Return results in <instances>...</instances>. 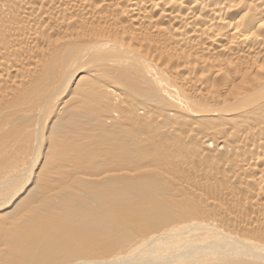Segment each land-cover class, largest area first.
<instances>
[{"label":"bare ground","instance_id":"1","mask_svg":"<svg viewBox=\"0 0 264 264\" xmlns=\"http://www.w3.org/2000/svg\"><path fill=\"white\" fill-rule=\"evenodd\" d=\"M55 35L57 37L53 40L52 38ZM79 40L84 42L82 41L81 43ZM77 41L82 44V49L80 47L77 48L79 46ZM133 42L140 44L138 46L139 49H136L137 45L135 46L136 48L131 46ZM145 45L150 47L148 48V53H151L152 48L154 51L163 48L164 51H160V53L158 51L159 57L161 58V54V59L168 57L169 63H177V66L175 65L176 68L175 66L174 68H161L157 63L161 59L158 57L160 61L156 62L154 57L157 52L155 54L153 52L154 55L146 54L143 50ZM83 46L88 47L85 49ZM158 58L157 60H159ZM61 71L63 72L61 73ZM253 73L257 74H254L256 76L250 79L249 77ZM229 75L231 77L227 79L226 76ZM210 78L213 81L221 79L222 85L213 84L216 87L210 86ZM248 78L250 81H248ZM138 80L144 84L148 83L151 85L147 84L148 88L156 92L155 96L157 95L156 97L162 99V101H158V99L151 104L131 102L134 99H132L130 94L137 91V89L141 93L143 89V86L136 89V85L139 83ZM235 81L237 83L241 81L242 84L238 87L233 86V88L232 85H235L233 83ZM108 82L110 83L107 86ZM103 85H106L107 89H104ZM68 88L72 93L71 95L69 94L70 97H67ZM188 91H191V93H188ZM137 92L139 93V91ZM137 92L132 95L136 97ZM149 92L147 93L149 94ZM144 93L137 97H145ZM96 101L101 105H97V108L94 109L95 111L98 109L97 113H101L100 110L102 108L100 109L99 107L108 108L106 116L108 117L109 115L110 118L108 117L107 121H105L107 117L105 119L101 117V122L98 120V123H101L102 125H100L105 127V130L111 127L110 125L108 127L107 123L119 122L120 118L125 116V112L127 114L129 112L131 115V117L129 115V121L131 120L130 118L135 120L143 118L146 121H151L153 116L157 117L156 113L158 117H166L173 125L166 132L177 137H179L178 133L180 135L185 132L184 129V131L181 129V127L185 126L184 128L188 129V132H185L187 134L185 141H194L195 139L194 150L203 161L205 159L212 160L214 168H212L210 163L211 167H208L210 172L208 176L207 169L206 173L204 169L194 168V165L191 167L192 165L190 166L191 162L189 161L185 168H187L186 171L189 170V172L191 171L194 174L192 176L193 179L189 180V182L174 180L173 182L182 191H187L197 199H200V203L202 201L205 202L206 208L212 209V211L215 210V214L219 211L221 213L220 216H222L217 217V214L212 215L210 210L208 212V209H204L196 217L192 218L191 215L189 219L186 218L187 220L181 222L173 223L172 221V224L168 227L162 224L166 228L152 237L150 236V238L143 237L139 239L138 243L126 249V252L120 251L119 253L110 254V256H104L103 254L99 257L92 256V258H89L91 255L88 254L89 256L82 258L80 256V258H68L64 261H48L44 264H264V233L260 232L264 231V0H0V210L2 206L4 208L13 207V210L23 207L25 199H21L22 195L27 194L25 195L26 198H31L33 191L41 195L46 192L49 197L46 199L50 201H55L56 198L58 199L60 196L63 198L67 195V198L62 199L61 204L58 202L60 206L56 207L57 204L55 203L54 206L50 207L59 211V214L63 211V215L67 213L65 218L61 217V223L54 220L55 218L52 216L53 210H50V213L48 212L50 208H46L47 213L45 214L50 215L52 213L50 218L42 216L45 211H43L42 215L40 214L41 218L36 214L38 211L28 207L29 212L36 214L35 216L37 217L34 218L30 214V217L34 219L30 220L31 222L29 221L30 218L28 219L31 224L25 223L31 225L32 233L36 234L37 237L31 239V236L26 235L28 239L30 238L27 244L40 247L37 250L38 257L31 256L32 253L27 249H20L14 256L17 260L14 264H26V261L29 264H38L35 261L54 259L53 253L50 252L66 248L68 245L65 247L64 244L67 243L65 241L69 242L71 238H68V234V239L66 237L62 239L65 233L61 238H56V236L52 235V231L62 226H67L71 231L77 227L81 232H79V236L80 234L88 236L86 237L88 241V238L92 237L90 242L91 240L95 242L94 238L97 236L107 235L106 233L112 227L109 219L114 218V216L109 217V212L107 214L102 212L103 209L106 210L109 203L111 204L109 206L110 209H113L112 204L113 202L115 204L116 201L110 199L112 202H107V200L117 196L119 190L111 185L113 188L108 187L109 189L106 191V187L104 188L101 184L107 179L109 180L111 176L113 177V174H109L111 176L104 174L103 177L101 176L102 178L98 176L97 181L100 182L103 188L91 190L92 192L89 191L91 192L89 194L95 196L96 205L92 208L88 207L91 203L88 204L87 200H85L88 205L84 208V211L77 213V207L76 213L73 214L72 209L75 206L73 204L75 202L78 203L82 197L86 198L84 194L80 195L81 191L79 192L80 194L77 192L78 196H80V199L76 196L78 201L73 198L72 201L70 197V200L68 199V194H73L72 190V192L68 191L69 187L67 188V194L59 193L60 196L57 195L55 192H58L57 189L59 188H55L56 190L54 187L50 189L51 183L47 182L49 179L45 178L47 181L44 180V174L43 176L41 173L38 175V172L36 175L35 170L38 168L36 162L35 164L32 162L34 165L30 164L29 167L24 162L26 167L20 165V170H17L18 164H21L19 163L20 156L18 157L19 160H17L14 158L16 154L11 153V149L20 148V139L26 136V134L23 136L25 131L32 132L31 134L33 132L37 133V130H32V128H27L26 130L25 126L33 121L35 122H33L35 127L38 121L40 123L48 122L50 124L48 127L49 134H51L50 137L51 139L54 137L55 140H51L50 137L49 139L52 144L56 143L54 146H59L57 141H59L60 137L57 136V138L59 137L57 140L52 134L53 130L60 134L61 128L59 126H63L65 120L71 121L78 118L80 122V118L86 112V114L89 113L87 115L89 116L91 110L88 112L87 109L83 108L87 106L90 108V105H95L94 102ZM93 107L95 106H91L92 110ZM84 110H86L85 113ZM151 113L155 114L151 116ZM91 115L95 116L92 113ZM91 115L86 122L89 121ZM94 118L90 120L93 122L97 121L98 117L95 121ZM123 118L122 120L125 123L126 117ZM78 119L75 124L78 123ZM204 119L207 120L204 121ZM85 120L86 118L83 124H86ZM207 121L209 123L206 125ZM126 122L128 123V121ZM98 123L96 124L98 125ZM48 124L46 125L48 126ZM76 126L72 127L76 128ZM72 127L68 128L72 130ZM36 128L38 129V127ZM40 130L42 131L43 129L41 128ZM65 130L64 133L66 132ZM69 130H67L65 136H68ZM20 133H22V137ZM184 134L182 135L184 136ZM36 135L33 136L35 137L33 139H36ZM200 136H203V138H200ZM44 137L42 136L43 139ZM82 137L84 138V135ZM42 138L39 139V143L40 140H43ZM25 139L27 140L28 136ZM50 140L49 144H51ZM36 141L34 147L38 144V138ZM21 143L25 145L26 141H21ZM43 144L40 146L43 147ZM50 146L48 145V148ZM6 149H9V153L6 152ZM78 149H80V146ZM59 150L61 149H58V152L56 151L57 154H60L61 151ZM18 152L20 153V150ZM18 152L16 153L18 154ZM241 152L244 155H241ZM46 156L49 155L47 154L41 158L40 161L44 158L43 164L40 162L41 165L49 164V161H46ZM182 163H184L183 160ZM212 169L213 173L211 172ZM227 171L230 174H227ZM214 172L218 176L222 174L221 172H224L223 174L227 176V185L222 186L220 184L221 186L218 190L220 198L224 197L232 204L235 202L239 204L242 200L236 197V193L234 194L236 190L233 191L235 189H233L235 187L234 183H238L236 188L240 184L239 188L247 198L244 197L245 199L243 200H246V203L250 206L251 209L247 208L252 210L251 213L245 212L246 203L243 206L244 208L238 207L236 212L232 209L231 211L233 212H229L225 208L224 201H221L222 204L219 197V199L210 195L208 197L206 190H209L207 189L209 187H214V181L216 180L208 179V177L212 175L216 178ZM120 176L124 175L121 173ZM23 177H26L24 181L22 180ZM17 180H22L23 183L20 185V182L16 183ZM211 180L214 181L211 182ZM39 181L43 185L44 182H46V185L48 183L49 186H47L46 190L50 189L51 192L55 190L56 196H53V192L52 194L50 193V196L48 194L50 191H45L43 187L40 189H42L41 192L43 190L44 192L41 193L39 190L38 192L34 187ZM32 183L35 186L30 188ZM14 184H19V186H14ZM144 186V184L142 186L139 184L140 189L137 193L146 189ZM62 189L66 190L65 188ZM62 189H59L60 192ZM134 189L138 190L135 187ZM204 190L206 193H204ZM146 193L148 192L145 191ZM142 196L146 198V195L140 193L141 199ZM38 197L40 196L38 195ZM42 197L47 196L44 195ZM87 198L90 200L91 196ZM58 200L61 199L59 198ZM124 200H121V202H124ZM70 201H72L73 207ZM139 201H137L139 206L146 207L147 210L150 202L147 206H144L146 204L144 203L143 205V200L142 203L141 200ZM33 202L37 204V201ZM34 204L32 205L35 206L36 204ZM137 204H132V207H137ZM240 205L244 204L240 203ZM149 207L152 206L150 205ZM156 208L158 207L156 206ZM79 209L82 210V208ZM133 209L135 212L139 211V208ZM28 210L26 211L25 208L23 213H29ZM30 210H33V212ZM89 210L90 214L88 213ZM142 210L144 211L145 209L143 208ZM131 211L129 210L130 214L132 213ZM148 211L151 212L152 210L149 208ZM153 212L156 213V210L154 211L153 209ZM153 212L150 215L153 216ZM157 212L159 213V211ZM27 213L26 215H20L16 222L13 221L15 224L11 223V226H7L8 223L5 226L9 227L7 231L10 229L11 233H15L19 228H21L19 231H23V224L27 225L23 223L27 220ZM55 214L54 216H57L56 212ZM72 215L75 217H72ZM140 215L139 220H141ZM146 216L141 217L148 219ZM57 217L60 220V216ZM118 217L112 219L117 223L119 221L115 219H118ZM237 217L242 218V220H238ZM121 218L122 216H120ZM153 221L155 220L153 219ZM122 222L126 224L125 219L120 223L123 224ZM143 226L142 228L145 227ZM61 233H63V230ZM61 233L60 235H62ZM15 235L17 236V234ZM18 235L15 238H10L13 240L12 244H16L17 240L19 245L26 243L25 239L27 237L25 236V239L24 237L22 238L21 235L23 233ZM30 235H32L31 232ZM90 235L91 237H89ZM79 236L76 237L79 238ZM73 241L75 240L73 239ZM83 241L81 240V243ZM78 244H80V241L77 246H79ZM88 251L89 253L93 252L90 249ZM79 253L83 252L79 251ZM3 256L5 257V255Z\"/></svg>","mask_w":264,"mask_h":264},{"label":"rangeland","instance_id":"2","mask_svg":"<svg viewBox=\"0 0 264 264\" xmlns=\"http://www.w3.org/2000/svg\"><path fill=\"white\" fill-rule=\"evenodd\" d=\"M124 20V19H123ZM130 23V22H129ZM128 24V23H127ZM97 25V24H96ZM54 38H52L53 40H55L56 39V35L55 36H53ZM79 41H81V43H82V41L83 40H79ZM84 42V41H83ZM79 43V44H78ZM137 43V42H136ZM85 44V43H84ZM83 44V45H84ZM77 45H79L77 48H81L82 49V47H81V45L82 44H80V42H78L77 41ZM86 45H87V43H86ZM86 45H84V46H86ZM137 45V46H136ZM140 44H135V42H133V45H131V46H133V48H136V49H139V46ZM83 46V47H84ZM136 46V47H135ZM88 47V46H87ZM87 47H84L85 49L87 48ZM145 47H147V48H145ZM148 48H150V47H148V45H145L144 46V52L147 54L148 53ZM153 49V48H152ZM151 49V53H148L149 55H154L156 52H157V54H156V56H154L156 59V62L157 61H160V59L162 58V54H161V58L159 57V55H158V51H159V53H160V51L162 52V51H164V49L162 48L161 50L160 49H158V51H154V50H152ZM74 51V50H73ZM153 52H154V54H153ZM75 53V52H74ZM165 56V55H164ZM113 57V56H112ZM112 57H110V58H112ZM160 59H159V58ZM166 57V56H165ZM104 58V57H103ZM157 58L159 59V60H157ZM164 58V57H163ZM168 57H166V58H164V59H161V61L160 62H157L158 63V65L161 67V68H164V67H170V68H174V66L176 65L177 66V63H172V62H168V59H167ZM89 59H91L90 57H89ZM164 62H163V61ZM163 63H165L164 65H163ZM170 64V65H169ZM171 65H173L172 67H171ZM176 66H175V68H176ZM63 71H61V73H62ZM109 74V73H108ZM254 74H257V73H253V74H251V76L249 77L250 79H252L253 78V76H256V75H254ZM258 76V75H257ZM231 76L229 75V76H226V78L228 79V78H230ZM248 78V81H250V79ZM134 81H136L135 79H133ZM220 80V81H219ZM138 84L136 85V89L137 88H139V87H142L141 89V93H140V90H138L137 89V91H139V93L137 92V91H135V92H133V93H131L130 94V96L132 97V99H134L133 101L131 100V102H135V103H152L153 101H155V100H158V101H162V99H160V98H158V97H156L155 96V94H156V92H154V91H152L150 88H148V83H145L146 85H147V87H146V85L143 83V82H141V81H139L138 80ZM236 82V83H235ZM235 82H233L235 85H232V87L234 86V87H238V86H240L242 83H241V81H238V83H237V81H235ZM240 82V83H239ZM110 82H108L106 85L108 86V84H109ZM135 83H137V82H135ZM211 83V84H210ZM140 84V85H139ZM213 84H215V85H219V86H221L222 85V80L221 79H218L217 81H213V79L212 78H210L209 79V85L211 86H213ZM106 85H103V88L104 89H107L106 87ZM145 85V86H144ZM149 86H151V85H149ZM213 87H216V86H213ZM233 87V88H234ZM114 89V88H113ZM135 89V88H134ZM135 89V90H136ZM148 90V91H147ZM67 91H68V96L67 97H70V95L72 94L70 91H69V88L67 89ZM146 91V92H145ZM150 91V92H149ZM132 92V91H131ZM138 93V94H136V97H135V95H132V94H135V93ZM145 92V93H144ZM147 92H149V94L147 93ZM192 92H194V90H192ZM67 93V92H66ZM142 93H144L143 95H146L145 97H143V98H141V96H140V98H138L137 96L138 95H141ZM147 93V94H146ZM154 93V94H153ZM188 93H191V91H188ZM230 93V92H229ZM70 94V95H69ZM134 96V97H133ZM66 97V98H67ZM128 98V97H127ZM156 98V99H155ZM149 100V101H148ZM95 103V105H90V108H89V106H87L88 108H89V110H88V108L87 107H84L83 109H87V111L88 112H90V110H91V112H90V115H91V113L92 114H94L95 116H93V115H91V118L93 119L94 117H98V119H97V121H95L96 120V118H94V121L95 122H93V121H91L90 119H89V121L88 122H86L88 119V117H90V115L89 116H87L88 114H86L87 112H86V110H84V116H82L80 119L81 120H83V121H81L80 120V122L82 123H80L79 122V119L78 118H76V120L78 119V123H76L75 124V121L76 120H65V123L63 124V126L62 125H60L59 127L61 128H58V129H60V131L58 130V129H56V130H58L59 131V133L60 134H58V133H56L54 130H53V135L56 137V139L58 140V138L60 137V139H59V141H57V143H58V145L60 146V148H59V146H57V145H55V146H57V147H55L54 146V144H56V143H53L52 144V141L51 140H55L54 139V137H53V139H51V134H49V129H48V127H49V125L50 124H48V122L46 123V122H41L40 123V121H38L37 122V126L36 127H38V129L34 126L35 124H33V122H30V123H28V125H26L25 127H26V130H27V128H32V130H37V133L36 132H33V134L34 135H36V134H38V135H41V136H38V135H36V139H33V138H35V137H33L34 135L33 134H31L30 132H28V131H23L22 133H23V136H24V134H26V136H24L22 139H20L21 141H23L24 142V140L26 141V143H25V145L27 146H25V145H23V143H21V141H20V143H19V149H11L12 150V154H16L15 155V157L14 158H16L17 160H19V163H21V164H18V168H17V170L19 169V166L20 165H23L24 167H26V165H27V167H29L30 166V164L31 165H34L35 164V162L37 163V170H35V172H36V175H37V172H38V175H39V173H41V175L43 176V174H44V176H43V178H44V180H46L47 178L49 179H47L46 181L47 182H49V184L51 185V187H50V189L52 188L53 189V187H54V189L56 188H59V189H62V188H65L66 190H64V189H62V190H64V191H62L61 190V192H60V190L59 189H57V191L58 192H55L57 195H59V193L61 194H67L68 192H67V188H68V191H70V192H72L73 194H68V199H69V197H70V199L73 201V199L75 200V201H78V198L80 199V196H78V193L81 191L82 193L80 194V195H82V194H84L85 195V197L86 198H83L82 197V199L81 200H79L78 201V203L77 202H75L74 204L72 203V201H70L71 202V206H72V204H73V206H74V209H72V213L74 214V213H76L75 211H76V209H77V207H78V210H77V213H81V212H83L84 211V208L85 207H87V205L88 204H90L91 203V205H89L88 207H93V206H95L96 205V199H95V196H92V194H89V193H91L92 191L91 190H95V189H102L103 187L105 188V190L106 191H108V187H112V186H115L114 188H116V189H118L119 190V197H117V196H115V197H112V198H109V200H107V202L109 201H111V200H113V201H116V203L114 204V202H113V204H112V208L114 209H110V203H109V206H108V204L106 203V205L109 207H106V210L105 209H103V214H104V212H105V214H107L108 212V215H109V217H112V216H114V218H116V217H118V219H120V216H122V220L120 219V220H118V219H115L116 221H119V222H115L112 218H110L109 220H111V223L113 224H111V228H113V229H109V232L108 233H106L107 235H104V236H97V235H95V236H97L96 238H94L93 240L95 241V242H93L92 240H91V242H90V239L92 238L91 237V235L89 236V237H91V238H88L89 239V241L87 240V238L86 237H88V236H85L84 234V236H82V234H80V236H79V229L77 228V227H75V228H73L72 230L73 231H71L70 230V228H68L67 226H62L61 228H58V229H55L54 231H52L53 232V236L55 237L56 236V238H61V236H64V233H65V236L64 237H62V239L63 238H67V235H68V238L69 237H71L70 239H69V242L68 241H65V242H67V243H65L64 245H65V247L66 248H63V249H58V250H53V251H51L50 253H53L52 255H54L53 257H54V259H44V260H41L40 262L39 261H35V263H38V264H44L45 262H48V261H57V260H60V261H64V260H67L68 258L70 259V258H80V256H81V258L82 257H86L88 254H90L91 255V257L89 256V258H92V256H102L103 254H104V256H110V254L112 255V254H115V253H119L120 251H125L126 249H128V248H130L133 244H135V243H138V241H139V239H141V238H150V236L152 237L154 234H157L158 232H160L161 230H163L164 228H166V227H168V226H170L172 223V221H173V223L174 222H177V221H179V222H181V221H184V220H187V219H189L190 218V216L193 218V217H196L199 213L201 214L203 211H204V209L206 210V209H208V208H206L205 207V205H206V203L205 202H201L200 203V199H197L195 196H193L192 194H190L189 192H187V191H182V189L181 188H179L178 186H177V184L175 183L174 184V182H173V180L174 181H181V182H189V180H192L193 178H192V176H194V174L190 171L189 172V170L188 171H186V169L187 168H185V167H187V165L186 164H189V161L191 162L190 163V166L191 167H193V165H194V168H201V169H204V171L206 172L207 170V175L209 176V169H208V167L210 166V163H211V165H212V168H214L213 167V164H212V160H210V159H205V161H203L202 159H200V157H199V155L197 154V152L194 150V148H193V146H194V141H195V139H194V141H190V140H186L187 141V143H186V141H185V136L187 135L185 132L187 131L188 132V129H186V128H184L185 126H183V127H181V129L183 130H185V132H182V134H184V136L182 135V134H180L179 135V133H178V136L179 137H177V136H174V135H169L166 131H168V130H170L171 129V127L173 126L171 123H170V121L169 120H167V118L166 117H158V115H157V113L155 114L157 117V119L155 118V116H153L154 114L153 113H151V116H153V120H149V121H146L145 119H143V118H140V120H138V119H132V118H130L131 120H132V122H131V120L129 121V115H130V113L128 112V114L125 112L124 113V115L125 116H123V117H126V121H128V123L125 121V123H124V120H122V118H120V121L118 122L117 121V123H116V121H115V123L114 122H111L110 124H106L107 126L108 125H110V126H108V127H110V129H107L106 128V130H105V127H102L101 125V123H98L99 121L98 120H100V118L101 117H103L104 119H105V117H107L106 115H107V111H108V108H106L105 109V107L103 108V107H99L101 110H100V114H99V112L97 113L96 111L98 110H94L95 108H97L96 106L97 105H99V106H101L100 105V103H97V101L96 102H94ZM107 105V104H106ZM91 106H95V107H93V110H92V108H91ZM107 107H109L108 105H107ZM112 107V106H111ZM168 108V107H167ZM110 109V108H109ZM107 110V111H106ZM83 112V111H82ZM94 112V113H93ZM83 114V113H82ZM81 114V115H82ZM127 114V115H126ZM93 116V117H92ZM86 118V120H85V123L86 124H83V122H84V119ZM108 117H109V115H108ZM106 118V120L105 121H107L109 118ZM130 117H131V115H130ZM102 119V118H101ZM103 119V120H104ZM124 119V118H123ZM128 119V120H127ZM156 121H155V120ZM159 119V120H158ZM162 121H161V120ZM167 121H166V120ZM102 120V121H103ZM138 120V121H137ZM207 119H204V121H206ZM73 121V122H72ZM123 121V122H122ZM136 121V122H135ZM203 121V122H204ZM69 122V123H68ZM77 122V121H76ZM100 122H101V120H100ZM104 122V121H103ZM140 122V123H139ZM35 123V122H34ZM71 123H73V124H75V125H70ZM81 124V126H79L80 124ZM96 123H98V125L96 124ZM137 123V124H136ZM205 123V122H204ZM203 123V124H204ZM207 123H209V121H207L206 122V125H207ZM219 123V122H218ZM220 123H222V122H220ZM30 124H32V125H30ZM46 124H48V126L46 125ZM78 124V125H77ZM101 124V125H100ZM155 124V125H154ZM170 124V125H169ZM77 125V126H76ZM29 126V127H28ZM72 126H76V128H73ZM79 126V127H78ZM92 128H91V127ZM99 126V127H98ZM103 126H105V125H103ZM114 126V127H113ZM40 127V128H39ZM68 127H72L73 129L71 130L70 128H68ZM78 127V128H77ZM167 127V128H166ZM35 128V129H34ZM43 129L42 131L40 130V129ZM101 128V129H100ZM47 129V130H46ZM64 129H66L65 131L67 132V130H69V134H67L68 136H65V134H66V132L64 133ZM94 129V130H93ZM98 129V130H97ZM158 129V130H157ZM162 129V130H161ZM164 129V130H163ZM168 129V130H167ZM29 130V129H28ZM32 130H30V131H32ZM38 130H40L39 132H38ZM160 130V131H159ZM183 130V131H184ZM44 131V132H43ZM44 134H43V133ZM157 132V133H156ZM162 132V133H161ZM180 132V131H179ZM22 133H20V136H21V134ZM30 133V134H29ZM40 133H42V134H40ZM46 133V134H45ZM181 133V132H180ZM28 134V135H27ZM63 136H62V135ZM87 134V135H86ZM32 135V136H31ZM49 135V136H48ZM52 135V136H53ZM61 135V136H60ZM84 135V138L82 137ZM27 136H28V139L26 140L25 139V137L27 138ZM42 136L44 137V139L46 140V138H48L46 141L42 138ZM57 136H59L58 138H57ZM70 136H72L71 138H70ZM88 136V137H87ZM145 136V137H144ZM166 136V137H165ZM22 137V136H21ZM29 137H30V139H29ZM31 137H32V139H31ZM49 137H50V139H49ZM69 137V138H68ZM183 137V138H182ZM203 138V136H200V138ZM37 138H38V144H40V145H42L43 143H45V144H43V147L42 146H38V144H37V148L36 147H34L35 145L34 144H36V140H37ZM40 138H42L43 140H40V143H39V139ZM66 138H67V140H66ZM84 140V141H82V140ZM140 139V140H139ZM182 139V140H181ZM187 139V138H186ZM33 140V141H32ZM49 140H50V142H51V144H49L48 142H49ZM80 140H81V142H80ZM86 140H87V142H86ZM34 141H35V143H34ZM171 141V142H170ZM189 141V142H188ZM47 142V143H46ZM53 142H56V141H53ZM59 142H60V144H59ZM179 142V143H178ZM31 143V144H30ZM79 143H81V144H79ZM44 145H45V147H44ZM48 145L50 146L49 148H48ZM82 145V146H81ZM189 145V146H188ZM79 146H80V149H78L79 148ZM88 146V147H87ZM213 146L215 147V145L213 144ZM40 147V148H39ZM42 147V148H41ZM192 147V148H191ZM214 147H212V148H214ZM27 148V149H26ZM41 149V150H40ZM44 149V150H43ZM50 151H49V150ZM58 149H61V150H59V151H61L60 152V154H57L56 153V151L58 150ZM171 149V150H170ZM189 149V150H188ZM10 150V151H11ZM16 150V151H15ZM18 150H20V153L18 152ZM179 150V151H178ZM212 150V149H211ZM15 151V152H14ZM22 151V152H21ZM36 151V152H35ZM45 151V152H44ZM55 151V152H54ZM6 152L7 153H9V149H6ZM14 152V153H13ZM16 152H18V154L16 153ZM58 152V151H57ZM43 153V154H42ZM45 153V154H44ZM49 155V156H46V158H47V162L49 161V164L47 163V164H44V165H41L40 164V162H44V158H43V160L42 161H40L41 160V158L42 157H44L45 155H47V154ZM53 153V154H52ZM54 153H56L55 155H54ZM27 154V155H26ZM52 154V155H51ZM194 154V155H193ZM18 155V156H17ZM30 155H31V157H30ZM241 155H244V153H242L241 152ZM20 156V157H19ZM22 156V157H21ZM185 156V157H184ZM18 157H19V159H18ZM30 157V158H29ZM180 157V158H179ZM29 158V159H28ZM36 158V159H35ZM184 158V159H183ZM190 158V159H189ZM205 158V157H204ZM32 159V160H31ZM179 159V160H178ZM15 160V159H14ZM17 160H15V161H17ZM27 160V161H26ZM39 160V161H38ZM181 160V162H179ZM182 160L184 161V163H182ZM195 160V161H194ZM201 160V161H200ZM23 161V162H22ZM31 161V162H30ZM212 161V162H211ZM26 163V165H25V163ZM34 164H33V163ZM43 162H42V164H43ZM17 163H18V161H17ZM23 163V164H22ZM174 163V164H173ZM183 165H182V164ZM197 163V164H196ZM181 164V165H180ZM179 165V166H178ZM185 165V166H184ZM208 165V166H207ZM177 166V167H176ZM181 166V167H180ZM205 168H204V167ZM17 167V166H16ZM42 167H43V169H42ZM211 167V166H210ZM20 168H21V166H20ZM40 168H41V170H40ZM181 170H180V169ZM44 169H45V171H44ZM185 169V170H184ZM207 169V170H206ZM211 169V168H210ZM20 170V169H19ZM150 170V171H149ZM184 170V171H183ZM42 171V172H41ZM127 173H125V172ZM158 171V172H157ZM162 173H161V172ZM119 174H118V173ZM183 172H184V174H183ZM212 173H213V169H212V171H211ZM49 173H50V176L51 177H53V178H51L50 176H49ZM56 173V174H55ZM122 173V175H124V176H120V174ZM132 175H131V174ZM139 173V174H138ZM191 173V174H190ZM222 174H220L219 176L218 175H216L215 174V172H214V174L216 175V178L215 177H213L212 175V177L210 176V177H208V176H206V177H208V179H216L215 181L214 180H211V182H215V184H214V187H209V188H207V189H209V190H206L207 191V195H208V197H215V198H217V199H219L221 196L219 195V189H220V186L222 185H227V183H228V181H227V176H225L223 173L224 172H221ZM230 174V172L229 171H227V174ZM104 174L105 175H109V174H113V177L111 176V175H109V176H111V178L108 180L107 179V181H104L103 182V184H101V185H103V187L100 185V182L99 181H97V179L99 178L98 176H104ZM138 174V175H137ZM155 174V175H154ZM187 174V175H186ZM60 175V176H59ZM96 175H97V177H96ZM118 175H119V177H118ZM161 175V176H160ZM185 175V176H184ZM42 176H41V178H42ZM90 176V177H89ZM126 176H128V177H126ZM89 177V178H88ZM94 177V178H93ZM96 177V178H95ZM101 177V178H102ZM114 177H116V178H114ZM122 177V178H121ZM172 177H173V179H172ZM26 178V177H25ZM25 178L23 177L22 178V180L24 181L25 180ZM46 178V179H45ZM92 178V179H91ZM159 178H161V179H159ZM191 178V179H190ZM95 179V180H94ZM166 179H168V180H166ZM172 179V180H171ZM186 179V180H185ZM20 180V179H19ZM19 180H17V182L16 183H19L20 185H21V183H23L22 182V180L21 181H19ZM50 180H52V181H50ZM56 180V181H55ZM85 180V181H84ZM163 180V181H162ZM41 181V180H40ZM38 182V184L37 185H39V186H41V187H39V186H35L34 185V183H32L31 185H30V188H33L34 186V188H36V190L38 191H40L41 192V190L42 189H40V188H42L43 187V189L45 190V191H47V190H49L50 192L48 193L49 195H50V193L52 194V192L54 193V191L56 190H54V191H52L51 192V190L50 189H47L46 190V188H47V186H49L48 185V183H47V185H46V182H44V185L43 184H40L41 182ZM98 182V183H96V182ZM170 183H169V182ZM172 181V182H171ZM225 181V182H224ZM84 182V183H83ZM239 182V181H238ZM102 183V182H101ZM108 184V185H105V184ZM19 184H17L18 186H19ZM86 184V185H85ZM115 184V185H114ZM139 184L142 186L143 184L145 185L144 187L146 188V189H144L145 191H147L148 193H146L145 194V191L143 190L142 192H140L142 195L144 194V195H146V198L144 197L143 198V196H142V199L140 198V193H137V191H139ZM146 184H148V185H146ZM221 184V185H220ZM238 183H234V186L235 187H233V191H235L236 190V192H234V194L236 193V197L239 199V200H242L240 203L241 204H244V205H240V203L238 204V202H235V203H233L232 204V202L230 203L229 202V200L227 199V198H224V197H222V199L220 198V202L222 201L223 203H224V205H225V208H227V210L229 211V212H233V211H235L236 212V208L238 209V207H243V206H245L247 203H246V200H243V199H245L246 198V195H244V192L242 191V190H240V184H239V187H237L236 188V186H238L237 185ZM16 184H14V186H17ZM110 185V186H109ZM112 185V186H111ZM168 185V186H167ZM218 187H217V186ZM46 186V187H45ZM97 186V187H96ZM137 186V187H136ZM149 186V187H148ZM216 186V187H215ZM70 187H71V189H70ZM127 187V188H126ZM134 187L135 188H138V190L137 189H134ZM177 187V188H176ZM113 188V187H112ZM123 188V189H122ZM171 188V189H170ZM217 188V189H216ZM77 189V190H76ZM177 189V190H176ZM213 189H215V190H213ZM34 190V189H33ZM44 190L42 191V192H44ZM72 190V191H71ZM84 190V191H83ZM87 190H88V192H87ZM167 190H169V191H167ZM179 190V192H177ZM184 190V189H183ZM38 191V192H39ZM89 191H91V192H89ZM123 191V192H122ZM206 191L204 190V193H206ZM241 191V192H240ZM41 192V193H42ZM67 192V193H66ZM76 192V193H75ZM78 192V193H77ZM85 192V193H84ZM131 192V193H130ZM177 192V193H176ZM184 192V193H183ZM243 192V193H242ZM54 193V194H55ZM75 193V194H74ZM149 193H151V194H149ZM181 193H183V194H181ZM240 195H238V194ZM33 195L32 196H34V197H32L31 196V198H29V197H27L26 198V196L25 195H27V194H23L22 195V197H21V199H25V201L23 202L24 203V205L23 204H21V205H23V207L21 206L19 209H17V210H13V207H6V208H4V206H2L1 207V210H0V264H14V262H17V260H16V258H14V256H15V254H16V252L17 251H19L20 249H27L28 251H30L31 253H32V255L31 256H36V257H38L37 256V250L40 248V247H35V246H29L28 244H27V241L29 242L30 241V238L28 239V235H29V237L31 236V239H35L36 237H37V235L36 234H33L32 232V229H31V221L30 220H32V219H34L35 217H37V216H39V217H41L42 218V216H45V218H46V216H48V218H50V215H52V213L50 214V215H45L46 213H47V209L48 208H50L51 206H54V204L56 203L57 204V206L56 207H58V206H60V205H58V202H59V204H61V202H62V199H65V198H67V195L65 196V197H61L60 195V199L61 200H58L57 198L55 199V201H50V200H48V199H46V198H49L48 197V195H46V192L44 193V195L45 196H47V197H42V196H44L43 194L41 195L40 193H37L36 191L34 192L33 191V193H32ZM37 194V196H35ZM53 194V196H56V194L54 195ZM138 194V195H137ZM173 194V195H172ZM176 194H177V196H176ZM185 194V195H184ZM214 194V195H213ZM38 195L40 196V197H38ZM83 195V196H84ZM149 195V196H148ZM152 195V197H150ZM210 195V196H209ZM244 195V196H243ZM29 196V195H28ZM51 196V195H50ZM73 196V197H72ZM78 198H77V197ZM90 196H91V198H90ZM121 196H123L124 197V199L126 198V200H124L123 199V197H121ZM126 196V197H125ZM128 196V197H127ZM148 196V197H147ZM188 196H190V197H188ZM239 196V197H238ZM242 196V197H241ZM35 197H37V198H35ZM74 197H76V198H74ZM87 197H89L90 198V200H88V198ZM149 197H150V200H149ZM195 197V198H194ZM219 197V198H218ZM245 197V198H244ZM29 198V199H28ZM41 198V199H40ZM73 198V199H72ZM115 198V199H114ZM122 198V199H121ZM137 198V199H136ZM140 198V199H139ZM187 198V199H186ZM20 199V200H21ZM69 199V200H70ZM77 199V200H76ZM111 199V200H110ZM120 199V200H119ZM159 199H160V202H159ZM191 199V200H190ZM247 199V198H246ZM85 200H87L86 202H88V204H86V202H85ZM91 200H92V202H91ZM118 200V201H117ZM121 200H124V202H121ZM131 200H132V202H131ZM139 200H141V203H142V200H143V205H144V203L146 204V205H144V206H147L148 205V203H149V205H148V208H147V210H149V208H150V210H152L151 212L150 211H148L147 212V210H146V207H143V206H139V203H140V201ZM198 200V201H197ZM200 200V201H199ZM32 201H37V204H36V202H35V204H34V202L32 203ZM128 201H130V202H128ZM137 201H139V203L137 202ZM155 201V202H154ZM187 201V202H186ZM197 201V202H196ZM48 202H50V203H48ZM85 204H83V203ZM112 202V201H111ZM120 202V203H119ZM129 203V205L131 206H129V205H127L128 203ZM138 204H137V203ZM184 202V203H183ZM221 202V203H222ZM243 202V203H242ZM29 203H31V204H29ZM79 203H81V204H83V206H81V204L79 205ZM131 203V204H130ZM222 203V204H223ZM246 203V204H245ZM28 204V205H27ZM32 204H34L35 206H33ZM94 204V205H93ZM126 204V205H125ZM132 204H137V207L136 206H134V207H132L133 205ZM185 204V205H184ZM202 204V205H201ZM204 204V205H203ZM113 205H115V206H113ZM119 205V206H118ZM152 206V207H149V206ZM158 207V208H156V206ZM31 206H33V207H31ZM37 206H39V208H37ZM72 206V207H73ZM80 206V207H79ZM121 206H123V207H121ZM28 207H30L31 209L33 208V209H35L34 211H38V213L36 212V214H37V216H35L36 214H32V213H30L29 212V210H28ZM36 207V208H35ZM119 207V208H118ZM146 210H142L143 208ZM155 207V208H154ZM199 207V208H198ZM229 207V208H228ZM249 209H251L250 208V206L247 204L246 205V208H244V209H246L245 210V212L246 213H248V212H252V210H249ZM2 208H4V209H2ZM25 208H26V211L28 210V212L29 213H27V220H25L23 223H25V222H28V219H29V221L30 222H28V223H30V224H28V223H25V224H27L26 226L23 224V226H24V228H23V231H19V229H21V228H19V229H17V231L15 232V233H11L10 231V229H8V231H7V228H9V227H5L8 223V225L7 226H9L11 223H14V222H16V219H18L19 217H20V215H23L24 213V211L23 210H25ZM29 208V209H30ZM42 208V209H41ZM47 208V209H46ZM53 208H55V207H53ZM79 208H82V210H80ZM121 208V209H120ZM132 208V209H131ZM133 208H139V211H140V213H142L143 212V214L144 213H147V214H144L146 217H148V219L146 218V219H144V218H142V217H145L143 214H141L140 215V213H139V211H137V212H135V210L133 209ZM119 209V210H118ZM153 209H154V211L156 210V213L155 212H153ZM158 209V210H157ZM230 209V210H229ZM231 209L233 210V211H231ZM235 209V210H234ZM52 211L53 212V217L55 218H53L55 221H57V222H60L62 219H61V217L62 218H65V216H67V213H66V215L64 214L63 215V212H61L62 213V216H61V213L59 214V211H57V210H54V209H49L48 210V212L49 211ZM80 210V211H79ZM92 210H94V209H92ZM113 210V211H112ZM129 210H132L131 212V214L129 213ZM201 210V211H200ZM209 210L210 209H208V212H209ZM249 210V211H248ZM31 211V210H30ZM43 211H45V213L43 212ZM117 211V212H116ZM157 211H159V213L157 212ZM211 212H210V214H212V215H216L217 217H219L220 216V214L221 213H219V211H217V213L215 214V210H213L212 211V209L210 210ZM31 212H33V210L31 211ZM41 212V213H40ZM55 212L57 213V216H60V220H59V217H57V216H54V214H55ZM90 212V210L88 211V213ZM128 212V213H127ZM152 212H153V216L152 215H150V214H152ZM182 212V213H181ZM214 212V213H213ZM26 213L24 214V215H26ZM44 213V214H43ZM50 213V212H49ZM48 213V214H49ZM134 213V214H133ZM137 213L140 215V219L141 220H139V215L137 216ZM30 214H32V216H34V218H31L30 216ZM39 214V215H38ZM42 216H41V215ZM90 214V213H89ZM111 214V215H110ZM156 214V216H154ZM162 214H163V216H162ZM29 215V216H28ZM56 215V214H55ZM75 215H77V214H75ZM115 215H116V217H115ZM135 215V216H134ZM150 215V216H149ZM167 215V216H166ZM127 216V217H126ZM142 216V217H141ZM172 216V217H171ZM189 216V217H188ZM222 216V215H221ZM220 216V217H221ZM72 217H75L74 215H72ZM125 217V218H124ZM133 217V218H132ZM137 217H138V219H137ZM167 217H169V218H167ZM178 217V218H177ZM239 217V216H238ZM237 217V218H238ZM58 218V219H57ZM132 218V219H131ZM151 218V219H150ZM165 218V219H164ZM187 218V219H186ZM43 219H44V217H43ZM124 219L126 220V224H125V222H122L123 224H121L120 222L121 221H124ZM142 219H143V222H142ZM153 219L155 220V221H153ZM171 219H173V220H171ZM52 220V219H51ZM65 221H66V219H64ZM63 220V221H64ZM127 220H128V222H127ZM129 220H130V222H129ZM134 220V221H133ZM147 220V221H146ZM158 220H161V221H158ZM176 220V221H175ZM238 220H242V218H238ZM14 221V222H13ZM64 221V222H65ZM150 221V222H149ZM153 221V222H152ZM62 222V221H61ZM60 222V223H61ZM132 222H134L133 224L135 225H133L132 224ZM137 223V226H136V223ZM148 222V223H147ZM130 223V224H129ZM159 225H158V224ZM161 223V224H160ZM15 224V223H14ZM119 224H121V225H119ZM138 224H140L139 226H138ZM151 224V225H150ZM165 225L164 227H163V225ZM167 224V225H166ZM13 225V224H12ZM29 225H30V228H29ZM123 225V226H122ZM130 225V226H129ZM145 227H144V226ZM156 225V226H155ZM11 226V225H10ZM121 226V227H120ZM142 226L144 227V228H146L145 229V231H144V228H142ZM154 226V227H153ZM22 227V226H21ZM26 227H27V229H26ZM115 227H117V228H115ZM124 227V228H123ZM136 227V228H135ZM162 229H161V228ZM12 228V227H11ZM64 228H66L65 230H64ZM120 228V229H119ZM139 228V229H138ZM140 228H142L141 230H140ZM149 228V229H148ZM153 228V229H152ZM156 228V229H155ZM6 229V230H5ZM27 231H26V230ZM59 229H61V230H59ZM258 229V228H257ZM257 229H255V231H257ZM62 230H63V233H61L62 232ZM150 230V231H149ZM156 230H157V232H156ZM7 231V232H6ZM31 232V234L32 235H30V232ZM67 231V232H66ZM116 231V232H115ZM258 231H260V230H258ZM6 232V233H5ZM8 232H10V233H8ZM13 232V231H12ZM25 232H26V234H25ZM56 232V233H55ZM77 232V233H76ZM115 232V233H114ZM261 233H264V231L262 232V231H260ZM21 233H23V235H21V237L23 238L24 237V239L26 240V243L24 242V243H22L21 245H19V241L17 240V243L16 244H12L13 243V240H11L12 238H15V237H17V236H19L18 234H21ZM37 234H38V232H36ZM57 233H59V234H57ZM60 233L62 234V235H60ZM74 233V234H73ZM76 233V234H75ZM81 233V232H80ZM153 233V234H152ZM250 233V232H249ZM256 233H259V232H256ZM15 234H17V236L15 235ZM243 234V233H242ZM13 235H15L14 237H13ZM27 235V236H26ZM33 235H35V236H33ZM78 237L79 236V238H77L76 236ZM26 236V237H25ZM72 236H74V237H72ZM82 236V237H81ZM12 237V238H11ZM11 238V239H10ZM67 238V239H68ZM109 238V239H108ZM28 239V240H27ZM73 239L75 240V241H80V244H78L79 246H77V243L78 242H75V241H73ZM80 239V240H79ZM81 240H84L83 241V243H81ZM106 240H108V241H106ZM134 240V241H133ZM12 241V242H11ZM72 241V242H71ZM87 241V242H86ZM98 241H100V242H98ZM73 242H75V243H73ZM102 242V243H101ZM57 243V242H56ZM93 244V246H91L92 244ZM96 243V244H95ZM83 244H85L84 246H83ZM86 244H87V247L90 249V251H93V252H90L89 253V249L86 247ZM24 245V246H23ZM71 247H70V246ZM75 246V247H74ZM90 246V247H89ZM93 247V248H92ZM96 247H98V248H95ZM84 248V249H83ZM85 248H86V250H85ZM81 249H83L82 251H81ZM88 249V250H87ZM95 249V250H94ZM98 249V250H97ZM108 249V250H107ZM106 250H107V252H106ZM79 251L80 252H83L84 254H86V255H84L83 253H79ZM96 251V252H95ZM86 252V253H85ZM126 252V251H125ZM92 253V254H91ZM81 254V255H80ZM3 255H5V257L3 256ZM75 255V256H74ZM69 256V257H68ZM67 257V258H66ZM95 257H93V258H95ZM20 263V262H19ZM26 264H29L28 263V261H26Z\"/></svg>","mask_w":264,"mask_h":264}]
</instances>
